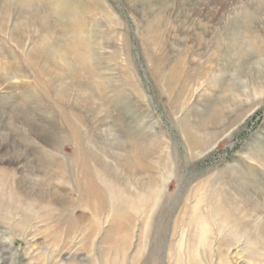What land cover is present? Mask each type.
<instances>
[{
  "label": "rangeland",
  "instance_id": "rangeland-1",
  "mask_svg": "<svg viewBox=\"0 0 264 264\" xmlns=\"http://www.w3.org/2000/svg\"><path fill=\"white\" fill-rule=\"evenodd\" d=\"M0 264H264V0H0Z\"/></svg>",
  "mask_w": 264,
  "mask_h": 264
},
{
  "label": "bare ground",
  "instance_id": "bare-ground-1",
  "mask_svg": "<svg viewBox=\"0 0 264 264\" xmlns=\"http://www.w3.org/2000/svg\"><path fill=\"white\" fill-rule=\"evenodd\" d=\"M17 1H18V0H14L15 3H17ZM5 4H6V3H5ZM40 17H41V16H40ZM81 39H82V38H81ZM47 50H49V49H47ZM49 52H50V51H49ZM51 55H52V54H51ZM53 174L56 175L55 172H53ZM47 178L50 179V174L44 176V179H43L44 181H46V183H50L49 179H47Z\"/></svg>",
  "mask_w": 264,
  "mask_h": 264
}]
</instances>
